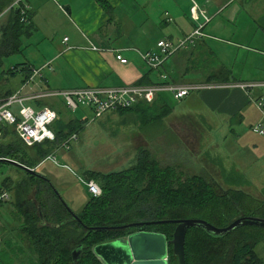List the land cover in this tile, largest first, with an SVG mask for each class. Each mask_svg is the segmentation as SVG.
Masks as SVG:
<instances>
[{
    "label": "crops",
    "instance_id": "0c3cea01",
    "mask_svg": "<svg viewBox=\"0 0 264 264\" xmlns=\"http://www.w3.org/2000/svg\"><path fill=\"white\" fill-rule=\"evenodd\" d=\"M107 1L112 8H105L99 0H25L29 8L33 10L32 23L34 30L30 35L22 37L23 44L19 52L23 53L24 48L31 44V39H34L31 55L27 57L26 61H23L31 67H28L27 72H30L33 67H38L48 61H50L51 67H44L40 75H36L29 80L31 72L26 79L23 78L21 83L12 82L14 86H8L10 82L8 78H0L1 89L8 91L5 95L17 91L20 87H23L27 93H35L48 88L62 89L82 85L117 86L125 82L151 84L160 81L162 74H167L169 80L176 82L211 81L207 80L208 76L226 66L231 72V80H212L219 81L217 83L220 84L216 87L191 92L185 97L188 101L185 108L179 111L172 110L163 118L155 120V114L159 111L151 110L148 118L153 120L145 123L141 118L142 112L139 109L144 103L156 104L158 107L160 105V95L162 93L164 95L171 94L168 91L158 94L153 101L136 103L132 107L133 109L130 108L125 111L112 109L108 111L126 114L125 117H136L137 121L122 120V122L137 123L139 129L142 128L145 129L144 132L152 133V139L146 137L149 143L155 142V139L162 143L163 130L175 135L174 140L176 139L177 143L183 145L192 158L193 153L200 161H202V157H205L202 144L207 140L204 139V135H200L197 131L205 128V126L216 124L214 119L219 116L218 111L224 112V120L227 121L223 123L224 125L231 124V121L235 118L234 116L239 113V119L251 121L252 129L258 123L262 125L264 112L257 106L256 97L261 93L263 87L249 91L237 87L234 82L247 79L264 80V0H240L241 3L251 6L258 15L256 20L254 18L255 21H245L241 26H238L241 20L240 17L235 15L224 17L216 12L224 6H228L231 0H202V3L205 1L201 4L202 6H200V2H197L198 0H188L187 10L191 9L189 19L192 23H184L186 30L183 31L176 27L173 32L176 36L171 33L167 36L162 32L163 26L165 27L175 20L174 15H171L170 10L166 7L164 11L166 16L160 20L163 11L160 5H156V0ZM170 1L172 2V0ZM10 5L11 3L8 6ZM195 5H198L201 11L205 10L203 12L206 13L208 19L203 14H200L197 18L193 16ZM8 6L0 11V23H5L9 19L11 8L8 10ZM3 12L4 14H2ZM5 14L6 17H3ZM216 20L219 24L215 27L210 26ZM230 21H236L234 29H231L228 24L226 25ZM256 21H260L261 25L258 27L253 26ZM199 27L204 34L194 33L193 39L185 47L187 48L191 43L192 50L183 51L184 48L178 50L160 67L147 64L142 56V53L148 50H157L159 39L165 37L176 42L195 32ZM252 28L253 30H251ZM231 36H236L239 40H235ZM65 37L67 38L65 39ZM175 37L177 38L174 39ZM252 42H255V44ZM117 53L127 57L128 62L120 61L116 56ZM15 64L9 66L12 67ZM4 66L8 67V65H5V61ZM20 67H24V65ZM1 69L2 67H0V76ZM191 70L197 72V75L193 77L194 80L186 78L187 75L192 73ZM17 71H21L25 77L26 71H23L22 68ZM146 73L149 82H140V79ZM13 75L15 73L8 75V77L10 78ZM5 95L0 96V98ZM53 97L58 96L46 95L39 100L30 99L28 103L32 101L34 106L39 107L40 105L49 104L47 101ZM49 105L53 106L58 113L61 110L59 117L64 119L73 118L70 114L64 116V112L67 111L65 105L58 108L53 103ZM181 129L191 134L188 140H185ZM140 145L139 151L142 148H147L145 143ZM206 159L209 161L208 158ZM217 159V164L221 168L219 176L216 175L217 172H213L209 168L206 171L220 180L224 187L238 188L246 184L247 181L238 169H235L231 163H229L230 167L228 168V165L219 156ZM52 161L59 164L56 158ZM209 162L208 165L210 166L213 162ZM62 166L69 168L68 165ZM238 177L243 178V180H239ZM262 190L264 188L261 189V194ZM253 193L252 190L251 194ZM254 196L256 195L254 194Z\"/></svg>",
    "mask_w": 264,
    "mask_h": 264
},
{
    "label": "trees",
    "instance_id": "16d2710c",
    "mask_svg": "<svg viewBox=\"0 0 264 264\" xmlns=\"http://www.w3.org/2000/svg\"><path fill=\"white\" fill-rule=\"evenodd\" d=\"M13 1L0 0V11ZM99 1L105 8H112L107 0ZM24 3L25 0L21 2L22 5ZM32 16L33 10L29 6L22 12V6L15 5L8 21L0 23V78H8L20 68L26 71L24 79L32 72L31 69L27 72L30 66L26 62L3 67L7 56L21 51L22 37L34 30ZM230 75L231 72L223 66L210 74L207 80H231ZM148 80L146 73L140 82ZM7 92L0 87V96ZM159 100L158 107L148 103L140 106L145 123L153 120L148 118L151 110L159 111L155 120L173 110V104L168 102L164 93ZM133 106L119 110L125 111ZM67 111L71 110L67 108ZM85 123V118L59 117L51 125L56 138L33 146H27L12 126L5 125L0 137V159L11 158L34 168L36 163L53 153L65 137L81 131ZM171 151L179 159L180 151ZM40 174L37 171L36 174L26 172L27 180L24 179L22 192L12 201L17 209L15 215L20 213L25 217L22 229L28 237L25 249L28 264H103L94 253L95 245L140 230L163 233L170 240L177 226L172 220L196 218L223 227L240 216L264 218V190L263 198H258L242 188H226L202 167L200 172L185 174L179 166L170 161L162 162L147 148L140 149L135 164L127 169L110 173L86 170L85 177L95 179L102 188V194L91 196L80 212H74L76 216L61 200L50 180ZM2 183L12 190L10 177L3 179ZM33 192L34 196L29 197ZM260 243H264V227L243 225L224 235H215L201 227H190L185 236V264H264V258L257 252ZM7 247L0 254V264H13L11 253L20 248L17 250L10 241ZM75 249L79 251L77 261L72 256ZM168 249L169 264H178L173 244H169Z\"/></svg>",
    "mask_w": 264,
    "mask_h": 264
},
{
    "label": "rangeland",
    "instance_id": "374dc122",
    "mask_svg": "<svg viewBox=\"0 0 264 264\" xmlns=\"http://www.w3.org/2000/svg\"><path fill=\"white\" fill-rule=\"evenodd\" d=\"M13 2H11V4ZM155 2L156 5L161 6V10L163 11L160 20L166 16L164 12L165 7L170 10L171 15H174L175 21L170 24L168 23L162 28V32L167 36L169 33L176 36V34L173 33L176 27L183 31L186 30L184 23H192L189 19L191 9L189 8L187 10L188 0H172V2L170 0H156ZM197 2H200L199 4L202 6L201 4L205 1L202 3V0H198ZM242 4L244 3H241L240 0H231L228 6H224L216 12L224 17L234 15L240 17L241 20L238 26L244 24L245 21H255L258 16L257 12L254 11L251 6ZM10 8L13 7L10 5L8 6V10ZM2 14H4V12ZM177 14L178 16H176ZM3 17H6V14ZM176 22H178V24H176ZM235 22L236 21H230V23H226V25L228 24L231 29H234L236 27L234 26ZM218 24L219 22L216 20L211 23L210 26L213 25L215 27ZM255 25L257 27L260 26V21L254 22L253 26ZM251 30H253V28ZM214 31L217 32L216 29H214ZM231 37L235 40H239L236 36ZM176 38L177 37L174 39ZM34 41V39H31V44L24 48L23 53L16 52L7 56L5 65L9 66L10 64L26 61L27 57L31 55ZM252 43L255 44V42ZM187 49L192 50L191 43L187 48L181 50L185 51ZM34 62L36 63V60ZM196 75L197 72L192 71L186 78L194 80L193 77ZM23 78L24 74L21 71H17L15 75L10 76V78L8 77V81H10L8 86H14L12 82L21 83ZM166 98L170 104L174 105L173 111H179L188 104L185 98L178 100L171 94H167ZM29 103L33 104L32 101ZM47 103H53L57 108L65 105L63 96L61 95L49 99ZM218 113L219 116L214 119L216 124L205 126V128L197 131L200 135H204V139L207 140L202 144L205 156L202 157L203 163L198 160L193 153V159L189 157L188 150L184 148L183 145L179 144V142L177 143L176 139L174 140V135L169 132L162 131V143L157 139H155V142L152 141L149 143L147 138L152 139V133H146L143 131L145 129L142 128L139 129V124L137 123L122 122V120L137 121L136 117H125L126 114L113 111H108L103 113L102 116L97 117L89 106H80L75 111L64 112V116L70 114L72 117L85 118L86 123L80 134H78V138L72 141L69 149L62 148L57 153L54 152L60 165L47 158L43 162L41 161L42 163H36L33 167L42 175H47V179L50 180L55 190L58 191L61 200L66 203L65 205L70 210L76 213L83 209L88 199L92 196L86 184L81 180L85 177L84 171L91 169L108 173L129 168L134 165L137 159L136 157L138 156L139 146H141L140 144L142 143L147 144V148L154 156H157L159 160L162 162L165 160L166 162L170 161V163H174V165L179 166L185 174L200 172L202 167L203 169L208 170L209 168L211 171L217 172L216 175L219 176L221 169L217 164V158L219 156L220 159L225 161L223 162L228 165V168L230 167L229 163H231L235 169H238L242 173L243 178L247 181L243 187L238 188H244V190L250 193H252L253 190V195L255 194L263 198L261 189L264 188V133L254 131L250 124V120L239 119L240 113L234 116L235 118H233L231 124L228 123L229 125L223 124L227 122L224 120V112L218 111ZM262 125L264 128V120L262 121ZM181 130L183 131L185 140H188L191 134L184 132L183 129ZM9 138H12V133L9 134ZM28 150L32 153L34 152L31 149ZM171 150L180 151L181 156H179V159L176 158ZM206 158L213 162L210 166L208 165L210 162ZM62 165H68L69 168H65ZM6 177L12 179L13 187L11 186L12 190H10L12 199L0 207V254L8 249L7 242L10 241L12 246L17 250L20 247L16 253H11L13 257L12 263L28 264V252L25 250L28 237L26 236V232L22 229L25 225V217L20 213L15 215L17 209L14 207V204H12L15 195L18 198L20 192H22L24 179L27 180L26 171H23L15 165L0 163V183L3 179H6ZM223 183L226 184L225 181H223ZM33 196L34 192L33 195L32 193L29 195V197ZM23 239H25V242ZM257 252L264 258V243H260L257 246Z\"/></svg>",
    "mask_w": 264,
    "mask_h": 264
},
{
    "label": "built area",
    "instance_id": "2783aa9c",
    "mask_svg": "<svg viewBox=\"0 0 264 264\" xmlns=\"http://www.w3.org/2000/svg\"><path fill=\"white\" fill-rule=\"evenodd\" d=\"M23 0H14L11 7L15 5L22 6V12L28 7ZM199 6L193 8V16L198 17L203 14L208 19L203 11H199ZM204 34L200 27L195 32L173 42L168 38H161L157 41V50H148L142 53L147 64L153 67H160L172 54L178 50L185 48L187 43L193 39V34ZM67 37H65L66 39ZM117 58L122 62H128V58L121 53L116 54ZM44 67H51L50 61L33 67L30 76L31 80L34 76L40 75ZM220 83L201 81V82H176L168 79L167 74H162L160 81L151 84H138L134 82L124 83L117 86H102V85H82L68 88H48L35 93H27L23 87L17 91L7 94L0 98V137L3 135L4 126H12L20 139L27 145L33 146L37 142L45 140H54L56 131L52 128V123L59 117L58 111L49 104L40 105L39 107L29 104L28 100H39L46 95L63 96L65 106L71 111L77 110L80 106L87 105L91 107L95 115L98 117L105 111L131 107L140 101H153L158 94L168 91L175 99H183L195 90L204 88H212ZM234 85L245 90H252L258 87H263L261 93L256 97V104L264 112V80L262 79H247L238 80ZM253 130L259 133H264V128L261 124L253 126ZM78 138V133L73 132L65 137L57 146L54 152L62 148L69 149L73 140ZM51 153L47 158L54 160L55 153ZM87 186L89 193L92 196H100L102 188L95 179H81ZM10 190L0 183V207L6 204L11 199Z\"/></svg>",
    "mask_w": 264,
    "mask_h": 264
},
{
    "label": "water",
    "instance_id": "95a60500",
    "mask_svg": "<svg viewBox=\"0 0 264 264\" xmlns=\"http://www.w3.org/2000/svg\"><path fill=\"white\" fill-rule=\"evenodd\" d=\"M0 163L15 165L30 174H36L35 168L11 158H1ZM40 215L42 221L45 222L41 212ZM73 215H75L74 212ZM172 221L176 222L177 226L173 238L170 240L163 233L140 230L124 237L99 243L93 248L94 253L101 259L103 264H169L168 245L173 244L174 253L178 255V264H185V236L190 227H201L215 235L227 234L243 225L264 227V218L258 216H240L223 227L196 218ZM72 256L73 260L77 261L79 251L75 249Z\"/></svg>",
    "mask_w": 264,
    "mask_h": 264
}]
</instances>
